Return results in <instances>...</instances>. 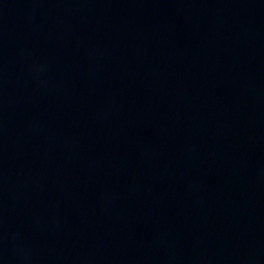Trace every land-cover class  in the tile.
<instances>
[{"label": "water", "instance_id": "obj_1", "mask_svg": "<svg viewBox=\"0 0 264 264\" xmlns=\"http://www.w3.org/2000/svg\"><path fill=\"white\" fill-rule=\"evenodd\" d=\"M0 264H264V0H0Z\"/></svg>", "mask_w": 264, "mask_h": 264}]
</instances>
